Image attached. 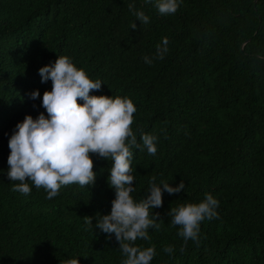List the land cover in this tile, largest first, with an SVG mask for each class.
I'll return each mask as SVG.
<instances>
[{
	"label": "trees",
	"instance_id": "16d2710c",
	"mask_svg": "<svg viewBox=\"0 0 264 264\" xmlns=\"http://www.w3.org/2000/svg\"><path fill=\"white\" fill-rule=\"evenodd\" d=\"M158 3L0 0V264L126 259L115 235L96 227L116 198L110 158L91 154L94 185L62 186L53 199L31 181L30 195L13 191L19 182L7 176L16 125L26 116L47 117L42 97L52 81L42 83L39 70L59 56L103 82L90 95L134 103L131 127L141 147L142 134L157 137L155 155L130 149L134 201L150 195V182L185 184L173 195L161 185L162 207L152 209L160 228L135 242L155 247L151 264H264V0H182L171 15H161ZM129 4L149 23H140ZM164 38L168 51L155 58ZM207 194L219 201V219L202 221L198 242L185 244L168 213Z\"/></svg>",
	"mask_w": 264,
	"mask_h": 264
},
{
	"label": "clouds",
	"instance_id": "9594fccd",
	"mask_svg": "<svg viewBox=\"0 0 264 264\" xmlns=\"http://www.w3.org/2000/svg\"><path fill=\"white\" fill-rule=\"evenodd\" d=\"M182 0H159L156 5L161 15L175 14ZM137 20L149 23V17L143 11H136L133 4L128 5ZM136 29V24H132ZM168 40L157 46L156 57L164 59L168 51ZM145 63L152 64L153 58L145 56ZM41 82L52 81V90L42 97V106L47 117L41 113L35 120L26 116L16 125V131L9 140L8 179L14 184L13 191L24 195L31 194L29 181L36 188H44L47 199L59 195L62 186L78 184L81 187L94 185L96 173L91 154L112 160L108 183L116 191L112 201L110 215L100 216L96 227L111 236L115 235L119 248L126 257L122 264H151L156 255L155 247L141 249L135 242L149 240L148 230H159V214L152 209L162 207V189L170 195L185 188L183 181L177 187L168 183L156 185L150 182V195L137 203L131 196L133 183V152L136 147L147 149L149 155L157 153V137L142 134V145L137 143L131 125L137 111L128 98L90 95L99 91L100 80H91L83 69H78L68 56H59L54 65L39 70ZM39 91L31 93V99L39 98ZM83 101V103H78ZM219 201L207 194L203 202L181 205L171 208L168 215L171 224L179 226L178 235L185 244L188 240L198 242L200 224L205 219H219L217 209ZM92 224L91 218H85ZM171 255L172 246L163 249ZM67 264H79V259H72Z\"/></svg>",
	"mask_w": 264,
	"mask_h": 264
}]
</instances>
